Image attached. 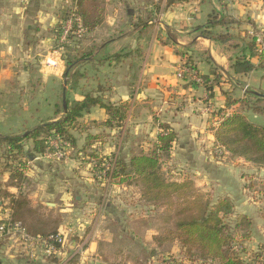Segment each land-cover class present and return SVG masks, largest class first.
<instances>
[{
    "label": "crops",
    "instance_id": "obj_1",
    "mask_svg": "<svg viewBox=\"0 0 264 264\" xmlns=\"http://www.w3.org/2000/svg\"><path fill=\"white\" fill-rule=\"evenodd\" d=\"M72 1L0 0V135L21 136L62 117L56 112L65 65L57 28L64 9L73 7ZM165 5L166 0H105L103 24L79 41L85 49L107 40V54L128 56L99 67L96 77L81 82L82 91L69 92V99L83 101L99 85L108 90L104 100L125 104L127 110L123 120L111 121V127L105 124L109 120L105 110L93 108L71 131L75 145L67 160L35 158L29 163L23 192L32 208L59 221L57 232L65 236L55 257L57 264H135L154 257L164 262L172 249L180 255L178 244L157 247L153 243L164 226V208L145 204L134 184H118L105 173L99 176L105 161L121 158L127 162L140 152L150 153L157 136L164 133L162 127L175 135L168 156L161 159L164 177L176 183L192 181L197 190L210 195L213 204L229 198L234 206L232 218L250 219V241L257 236L264 240V169L231 158L215 145L213 134L223 116L237 107H226L224 93L241 99V86L264 91L262 73L233 75L231 63L241 44L212 42L195 37L193 31L216 13L238 22L230 33L247 41L250 23L264 32V0H190ZM130 6H137V14L122 22V10ZM157 6L159 12L146 24L150 36L145 38L133 26ZM188 60L193 73L207 84L202 79L199 84L191 78H176V68ZM257 63L253 56L251 64ZM248 119L262 124L261 118ZM25 149L32 151L31 141ZM90 155L101 164H95ZM8 179L9 174L3 172L0 182L6 184ZM7 191L18 194L15 188ZM7 205L0 202V224L9 219ZM25 259L21 248L0 238L1 264H46L40 258Z\"/></svg>",
    "mask_w": 264,
    "mask_h": 264
},
{
    "label": "trees",
    "instance_id": "obj_2",
    "mask_svg": "<svg viewBox=\"0 0 264 264\" xmlns=\"http://www.w3.org/2000/svg\"><path fill=\"white\" fill-rule=\"evenodd\" d=\"M188 1L190 0H166L165 6L168 8ZM72 3V9H64L57 28L58 34L60 23L72 15L80 19L86 34L94 32L103 24L105 0H73ZM158 12V6L153 13L145 12L144 17L138 18L133 27L139 28L143 37H149L150 26L146 24ZM236 25L239 23L224 15L218 17L216 13H212L205 26L195 27L193 31L195 37L220 44L238 41L241 48L231 63L232 74L245 76L257 71L262 73L264 80V45L258 52L257 44V34L260 31L250 23L252 34L246 32L247 41H244L239 34L230 33V29ZM79 45L73 48L65 46L62 52L65 65L63 80L66 82L64 94L66 111L63 113L61 96L56 112L62 113V117L55 122H45L37 126L26 132L25 136L24 133L21 136L0 135V176L3 172L9 174L6 184L0 182V202L6 201L8 203L6 208L9 210V219L3 223H19L28 235L39 237L46 243H50L48 240L50 236L58 234L59 221L45 217L38 209L30 206L23 192V188L28 184L26 172L29 163L45 153L46 142L52 135L61 137L73 147L75 139L71 131L76 129L78 120L93 108L105 110L109 117L105 124L111 127H113L111 121L123 120L127 110L125 104L114 105L104 100L102 96L108 90L99 85L88 91L83 101L69 99V92L82 91L84 88L82 85L80 87L81 82L90 76L96 77L99 67L107 63L117 64L128 56L121 52L107 54L105 51L107 40L85 49ZM253 56L257 57L256 66L251 64ZM188 62L186 65L191 71L194 70L191 61ZM201 79L207 84L205 78ZM241 89L243 91L241 99H234L228 93H224L226 107H237L230 114L223 116L215 128L214 142L231 158H239L259 169H264V91L244 89L243 86ZM207 90L210 88L207 87ZM248 117L261 118L262 124H256ZM162 128L164 133L157 136L154 149L150 153L140 152L127 162L121 158L112 159L113 167L105 172L106 177L111 181L116 180L118 184L138 186L141 200L145 204L164 208V226L152 239L155 246L178 244L180 255L187 264H247L240 254L244 250V244L250 241V219L246 216L232 218L234 206L229 198H223L213 204L210 195L197 190L192 181L176 183L164 177L161 159L168 156L175 135L172 132H165V127ZM92 139L89 138L88 141ZM29 141L32 142L30 153L25 149V144ZM89 157L95 159V164H101L100 160H96L97 157L91 155ZM8 188L17 189L18 194H10ZM259 250V253L253 254L248 264H264V246H260ZM43 259L46 264L58 263L55 257ZM146 263L149 261L141 263L135 261V264Z\"/></svg>",
    "mask_w": 264,
    "mask_h": 264
},
{
    "label": "built area",
    "instance_id": "obj_3",
    "mask_svg": "<svg viewBox=\"0 0 264 264\" xmlns=\"http://www.w3.org/2000/svg\"><path fill=\"white\" fill-rule=\"evenodd\" d=\"M72 9V8H70ZM249 34H252L250 32ZM86 35V30L82 27L81 21L75 15L70 16L67 20L60 23L59 34L57 43L59 51L63 52L65 46L73 45L79 42ZM263 35L257 34L258 52L261 51L264 45ZM177 79L184 77L191 78L196 83L202 84L201 79L193 73L184 64L179 65L175 72ZM73 153V147L64 139L57 135H52L46 142L45 153L36 159L44 158L46 160L61 162L67 160ZM113 167V160L105 161L103 170L99 171V176L109 171ZM0 238L3 240L11 241L12 245L21 248L22 252L29 260L35 261L38 258L57 257L60 255L61 248L65 243V236L62 233L50 236L46 243L39 237H32L26 233L19 223H2L0 224ZM162 264H170L169 261Z\"/></svg>",
    "mask_w": 264,
    "mask_h": 264
},
{
    "label": "rangeland",
    "instance_id": "obj_4",
    "mask_svg": "<svg viewBox=\"0 0 264 264\" xmlns=\"http://www.w3.org/2000/svg\"><path fill=\"white\" fill-rule=\"evenodd\" d=\"M70 9V8H68ZM122 9V7H121ZM127 9L130 11V14H127ZM111 10V9H110ZM137 6H130L128 8L123 9L122 10V22L128 21V19H132L135 15V12L137 14ZM113 13H109V15L112 17ZM121 22V23H122ZM120 23V24H121ZM252 32V31H251ZM263 35V41H264V32H260ZM74 46L78 47L79 44L77 43H73ZM262 123V122H261ZM26 133V132H25ZM24 133V134H25ZM23 134V135H24ZM262 237H264V235H261ZM258 237V236H257ZM253 238L251 241H249L248 243L244 244V250L242 251V253L240 254L241 258L248 264L251 257L253 256V254L259 253L260 252V246H264V240H261L260 238ZM264 239V238H263ZM158 257H154L151 261H149L148 264H162V260H158ZM166 261H169L170 264H187L186 262L183 261L181 255H178L176 253V250L172 249L171 250V254L170 256L165 257L164 259V263ZM147 264V263H146Z\"/></svg>",
    "mask_w": 264,
    "mask_h": 264
},
{
    "label": "water",
    "instance_id": "obj_5",
    "mask_svg": "<svg viewBox=\"0 0 264 264\" xmlns=\"http://www.w3.org/2000/svg\"><path fill=\"white\" fill-rule=\"evenodd\" d=\"M128 14H130V11H128ZM63 94H62V110H63V113H65L66 111V103H65V87H66V83L64 82L63 83ZM27 133L24 134V136L26 135Z\"/></svg>",
    "mask_w": 264,
    "mask_h": 264
}]
</instances>
